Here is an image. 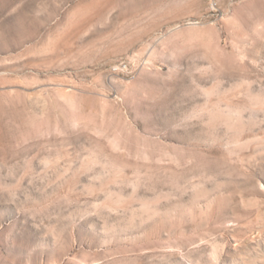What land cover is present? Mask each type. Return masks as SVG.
Returning a JSON list of instances; mask_svg holds the SVG:
<instances>
[{
	"label": "rangeland",
	"instance_id": "rangeland-1",
	"mask_svg": "<svg viewBox=\"0 0 264 264\" xmlns=\"http://www.w3.org/2000/svg\"><path fill=\"white\" fill-rule=\"evenodd\" d=\"M0 264H264V0H0Z\"/></svg>",
	"mask_w": 264,
	"mask_h": 264
}]
</instances>
